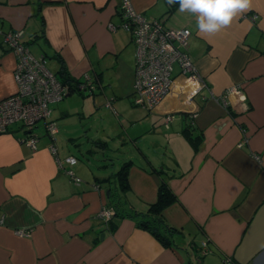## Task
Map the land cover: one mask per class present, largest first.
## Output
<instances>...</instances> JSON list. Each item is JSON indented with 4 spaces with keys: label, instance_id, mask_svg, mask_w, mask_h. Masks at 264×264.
Segmentation results:
<instances>
[{
    "label": "crops",
    "instance_id": "1",
    "mask_svg": "<svg viewBox=\"0 0 264 264\" xmlns=\"http://www.w3.org/2000/svg\"><path fill=\"white\" fill-rule=\"evenodd\" d=\"M132 2L168 27L191 30L196 72L175 66L170 91L153 109L133 102L135 45L120 26V0H0V99L17 90V58L5 34L23 29L30 51L59 79V70L83 82L92 77L93 90L76 91L80 113L103 108L114 116L94 136L82 134V147L92 155L97 146L110 149L108 140L136 144L120 166L109 158L94 164L89 155L59 167L57 155L76 156L64 142L80 147L66 122L68 98L51 106L56 132L39 122L32 129L35 148L21 139V123L0 132V264H223L226 257L264 264V0L212 35L178 3ZM162 180L174 194L161 211L166 242L137 222ZM113 206L119 215L99 216Z\"/></svg>",
    "mask_w": 264,
    "mask_h": 264
},
{
    "label": "built area",
    "instance_id": "2",
    "mask_svg": "<svg viewBox=\"0 0 264 264\" xmlns=\"http://www.w3.org/2000/svg\"><path fill=\"white\" fill-rule=\"evenodd\" d=\"M122 21L120 26L131 33L135 45V73L133 82V102L147 109L155 108L168 94L174 81L175 66L178 65L183 75H194V59L189 52L188 27L172 28L162 20L145 15L133 6L132 0H120ZM257 15H252L255 19ZM111 29L117 25L109 23ZM24 30H10L5 34V40L16 55L17 62L14 77L17 90L0 99V132H6L13 123H21L26 134L21 139L35 148L37 134L32 130L35 125L44 120V125L49 133L57 131V124L51 120V104L62 100L69 92V86L63 83L51 70L44 56L34 55L27 44L23 42ZM202 85L204 81L201 80ZM89 86L95 88L92 77L85 75V82L79 88ZM232 90L238 91L236 88ZM173 114L166 116L170 122ZM30 130V131H29ZM54 153L57 149L51 145ZM57 155V154H56ZM59 167L63 163L76 164L78 158L68 155L60 159L57 155ZM66 172L76 181L80 182L73 170ZM114 209L104 207L99 216L106 221L114 217ZM21 235H29L26 230H18ZM201 251H209L206 241L202 243ZM223 264H236L232 257H226Z\"/></svg>",
    "mask_w": 264,
    "mask_h": 264
},
{
    "label": "rangeland",
    "instance_id": "3",
    "mask_svg": "<svg viewBox=\"0 0 264 264\" xmlns=\"http://www.w3.org/2000/svg\"><path fill=\"white\" fill-rule=\"evenodd\" d=\"M175 74L176 73L174 72L173 76H175ZM64 98L65 99L68 98V101H66V104L70 105L69 113L67 114V118H66V122L71 124L69 125L70 129L73 130L74 132L73 135L71 136L74 137V141L80 142V144H78L80 147H77V145L73 144L71 141H66V143L64 142L63 146H65L66 149L69 148L76 155L78 159H81L84 162H86V157H89L90 154L86 151V149L82 147L83 145H88L86 141L84 140L86 136L82 134H85V132L87 131L89 135L94 136L98 131L100 132L104 126H106L107 128L108 126L112 125L111 121L113 120L114 116L112 115L110 110L108 109L104 110L103 108L100 110L97 108L98 111L91 113V114L89 113L88 108H86L84 114L80 113L79 111L82 110L81 106L83 104L81 100L83 98L76 91L70 95H66ZM52 104L50 106H52ZM134 110L138 111V108ZM43 123H44V120L39 121L40 125H42ZM148 138L149 136H147L145 140ZM141 141H144V140H141ZM58 143L60 144L59 139H58ZM108 145L110 149L108 147L104 148L103 146H97L95 148L96 151H94V153L90 155V158L94 159V164L103 163L109 158V161L107 160V162H110V163L116 162V165L118 166L119 164H121L119 160L122 161L123 155L127 153L128 145H136V144L133 143L132 140L127 139V143L113 142L112 140H108ZM134 160H138V159H134Z\"/></svg>",
    "mask_w": 264,
    "mask_h": 264
},
{
    "label": "clouds",
    "instance_id": "4",
    "mask_svg": "<svg viewBox=\"0 0 264 264\" xmlns=\"http://www.w3.org/2000/svg\"><path fill=\"white\" fill-rule=\"evenodd\" d=\"M179 4V11L196 16L201 33L212 35L230 26L238 14L250 9L252 0H168Z\"/></svg>",
    "mask_w": 264,
    "mask_h": 264
},
{
    "label": "trees",
    "instance_id": "5",
    "mask_svg": "<svg viewBox=\"0 0 264 264\" xmlns=\"http://www.w3.org/2000/svg\"><path fill=\"white\" fill-rule=\"evenodd\" d=\"M119 15L121 16V21H122V11L120 10V7L118 8ZM120 21V22H121ZM23 42L25 43V40L23 39ZM26 44V43H25ZM61 75L63 76V80H61L63 83L67 84L69 86V93L73 91H78L82 92L83 89H88L89 86L87 85L85 88H79V85L83 82L80 80L75 79L74 77L70 76L67 74L66 70H59ZM67 94V95H68ZM127 165L123 166V171L121 173H125V169L128 166V162H126ZM123 177V176H122ZM123 180H126L125 178ZM123 183H125L123 181ZM174 199V194L167 185V183L162 180L160 183V188H159V197L155 202L150 204L149 209L147 214H142L138 216L137 222L139 225H142L149 230H151L155 235L160 237L164 242L169 241L168 235L166 234V231L168 228L166 225L163 223L162 218H161V211L170 204ZM115 213L114 216L119 215V209H117L115 206H113ZM170 228V227H169Z\"/></svg>",
    "mask_w": 264,
    "mask_h": 264
}]
</instances>
